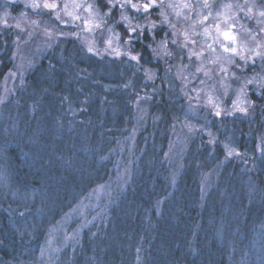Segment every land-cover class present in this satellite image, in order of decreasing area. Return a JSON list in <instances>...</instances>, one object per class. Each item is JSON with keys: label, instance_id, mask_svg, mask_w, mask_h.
I'll return each instance as SVG.
<instances>
[{"label": "rangeland", "instance_id": "374dc122", "mask_svg": "<svg viewBox=\"0 0 264 264\" xmlns=\"http://www.w3.org/2000/svg\"><path fill=\"white\" fill-rule=\"evenodd\" d=\"M144 1L156 8H145ZM45 3H55L57 7H45ZM133 4L137 7H132ZM85 20L91 23L85 24ZM225 31L236 37L235 42L223 36ZM109 40L111 45L107 43ZM224 46L236 47L238 51L226 52ZM81 54L91 57L90 63L97 65L80 69L74 62L62 60L64 55ZM52 56L60 58L67 80L78 88L83 87L81 94L73 93L75 97L59 96L57 103L62 108H58L61 113L55 122L59 133L64 114L71 122L81 115L82 109L75 99L83 96L85 90L93 93L95 89L97 93L103 89L104 95L114 90L123 100L130 98L132 107V116H125L127 126L122 128L126 134L119 136V156L111 166L109 177L96 183L89 180L86 188L76 190L72 203L64 204L61 203L63 191H50L45 186L40 190L32 186L17 187L12 180V167L4 160L8 158L12 139L22 138L20 104L27 95L24 89L29 90L30 74L40 73L42 61L48 59L51 64ZM5 63L10 67L3 69ZM91 70L97 77L88 79ZM45 75L49 77L48 73ZM81 98L83 102L84 96ZM112 106L107 104L108 113L115 115ZM262 107L264 0H131V3L127 0H0V218H5L7 227L14 232L35 240L29 253L33 259H27L26 264H65L87 230L92 229L94 235L102 232L109 222H117L111 221L112 208L117 207L113 214L114 218H121L118 222L127 221L125 214L137 211V192L146 191L137 184L142 165L146 159L150 163L158 157L157 165L163 162L171 166L166 188L176 186L183 172L192 166L188 170L195 174L199 187L196 204L201 209L203 204L215 202L219 209L214 219L223 222L236 198L246 208L264 204V190H259L254 179L257 170H262L264 177V132L256 130V139L251 138L247 144L250 152L247 148L243 151L240 145L244 135L241 122L253 121L258 112L260 125ZM162 119L164 124L156 130L154 122ZM82 123L85 128L79 137L86 142L89 123ZM41 128L36 131L35 154L53 156L49 145L40 139L45 132ZM47 132L56 135V128L50 127ZM247 132L251 135L254 129ZM8 134L11 137L6 139ZM156 134H165V138L154 145ZM52 140L58 142L56 137ZM140 143L144 148L136 156L135 149ZM220 143L224 153L219 161L213 162ZM146 144H150V151L142 163ZM153 146H158V150L153 151ZM206 149L210 150L208 162L195 157ZM129 151L132 157L126 161L122 153ZM56 157L65 160L61 155ZM71 159L68 162L72 163ZM81 163L78 171L83 169ZM83 174L89 176L87 170ZM226 175L234 181L222 179L219 183V177ZM167 200L163 198L159 205L163 215L165 202L172 204L170 197ZM126 202L131 205L122 211ZM234 210L231 217L241 218L244 209ZM143 219L150 221L149 213ZM250 229L255 248L247 250L245 259H249L250 253L253 264H264V216ZM13 264H18L17 260Z\"/></svg>", "mask_w": 264, "mask_h": 264}, {"label": "trees", "instance_id": "16d2710c", "mask_svg": "<svg viewBox=\"0 0 264 264\" xmlns=\"http://www.w3.org/2000/svg\"><path fill=\"white\" fill-rule=\"evenodd\" d=\"M73 44L74 47L77 46L76 43L71 45L73 46ZM82 54L72 57L64 55L62 60L68 61L70 64L74 62L75 66L80 69L97 65V62L90 63L91 57ZM58 59L52 56L51 64L48 63V59L43 60L39 67L40 73L36 71L30 74L29 90L28 88L24 89L27 90V95L22 97L23 101L21 99L20 104V110L23 113V117L20 119L23 126L22 138L12 139L8 158L4 160L9 167H12V180L17 184V187L26 189L25 186L30 188L32 186L40 190V187L45 186L50 191H63L64 197L61 203L64 204L72 203L76 197V190L86 188L89 180L93 179V183H96L109 177L113 171L111 166L119 156L117 155V152L120 151L119 136L123 137L126 134L122 128L127 126L125 125V116H132V107H130L131 102L127 95L125 96L128 100H123L114 90L106 95H104L103 89L98 90L97 93L95 89H93V93L90 90H85V94L82 93L83 102L81 95L75 99L77 106L82 109L81 115L75 118L77 120L72 121L77 122L78 125H72L71 118L64 114L62 120L59 119L63 125L59 133L57 123H55L57 114L61 113L58 108H62V105L57 103L60 102L59 96L70 94V97H75L73 93L81 94L80 90L83 91V87L78 88V86H74L76 83L67 80L68 75L64 66H60ZM2 61H6V59L3 58ZM2 66L3 69H6L10 67V64L5 63ZM91 72L92 70L89 71L88 79L89 76L97 77L96 73L92 72L96 74L93 75ZM46 73L49 74V77H46ZM124 101H129L128 105L123 104ZM107 104L113 105V109L116 110L115 115L108 113ZM259 113L262 115L263 121L260 125L258 112L253 121L244 119L241 122L244 135L240 139V145L243 147V151H246L251 138L256 139V130L264 132V107L259 110ZM89 118L92 119V122L88 121ZM82 121L88 122L89 128H91H88L89 136L86 142L79 137V133L85 128ZM164 121V119L155 121V129H160ZM252 122H257V124L251 125ZM50 127L56 128V135L47 132ZM39 128H44L45 132L41 133L40 139L45 143L44 145H49L53 156L43 152L39 156L35 154L34 140ZM249 128L254 129V133L251 135L247 132L250 130ZM9 137L11 135L8 134L6 139ZM54 137L58 139V142H53L52 138ZM60 138L62 140H59ZM164 138L165 134L159 136L156 134L153 144L156 145ZM29 141L32 143H28ZM157 147L153 146V151H157ZM143 148L144 144L140 143L136 147L134 155L137 156ZM149 148L150 144H146L142 153V163L148 157ZM215 150L213 162L221 159L224 147L220 143V146ZM90 151H92L91 154H89ZM250 151L251 149H248V152ZM208 153L210 150L206 149L200 151L197 156L191 155L208 162ZM57 155L65 157V160L57 159ZM131 157L130 151L122 153V158L126 161ZM69 159L72 163L68 162ZM158 159L157 157L150 163L146 159L144 167L142 165L143 171L137 179V184L145 188L146 191L137 192L136 205L139 206L137 211L125 214L127 221L118 222L121 218H116V216L114 218L113 214L117 211V207L112 208L111 221L116 219L117 222H109L102 232H97L94 235H92V229L87 230L82 241L75 246L71 257L65 259V264H253L254 261L250 253L248 254L249 259H245L247 250L255 248L252 247L250 228L263 218L264 204H252L246 208L244 204L241 205L239 198L235 197V204L231 207L232 211L230 212L243 208L244 212L240 214L242 217L234 219L230 213L227 214L228 216L223 222H219L214 219L218 214L219 205L215 202L214 204H203L200 209L198 203L195 202V197L199 195V187L195 174L188 170L192 166L183 172L176 186L166 188L171 166L163 162L157 165L160 162ZM81 161L83 162L81 163ZM80 163L81 167L88 171V177L84 176L83 169L78 171ZM195 163L198 167V163ZM151 167H154V170L150 169ZM148 169L150 170L147 173ZM254 173L257 174L254 176L257 186L259 190L263 191L264 177L261 175L263 171L257 170ZM223 177H219V183L222 179L230 180V183L234 181L233 178H227V175ZM168 197L172 199V204L167 202L169 201ZM163 198H166L165 204L167 203L168 207L173 205L171 209L164 206V215L159 210ZM130 200L135 202L131 196ZM130 205L129 202H126L124 208L121 207L122 211L129 209ZM214 207H216V211L213 210ZM34 209L35 207L30 211ZM148 213L150 221H145L144 214L148 215ZM171 218L177 219L173 221ZM43 221L47 222L46 219ZM130 222L133 226L130 225ZM7 225L5 218H0V264H13L16 260L18 264H26L27 259H33L32 254L29 253L35 240L31 241L27 235L25 237L14 232ZM139 235L141 239H138Z\"/></svg>", "mask_w": 264, "mask_h": 264}, {"label": "snow or ice", "instance_id": "6c2138e0", "mask_svg": "<svg viewBox=\"0 0 264 264\" xmlns=\"http://www.w3.org/2000/svg\"><path fill=\"white\" fill-rule=\"evenodd\" d=\"M127 2H128V3H131V0H127ZM32 6H33V7H37L38 5L33 4ZM44 6H45V7H49V8H55V7H57V5H56L55 3H45ZM121 6H123V5H121ZM66 7H67V5H65V8H66ZM89 7H91V6H89ZM132 7H137V5H136V4H133ZM144 7H145V8H148V7H150V4H145ZM69 14L71 15V13H69ZM76 18L78 19L79 17H76ZM5 23H6V21H5ZM90 23H91L90 21L85 20V24H90ZM97 26H99V25H97ZM133 31H135V29H133ZM222 34H223V36H224L227 40H230V41L235 42L236 37H235L231 32L225 31V32H223ZM107 43H108L109 45H111V40H109ZM193 43H194V42H193ZM224 47H225V51H226V52H233V53H236V52L238 51V49H237L236 47H231V48H229V47H227V46H224ZM88 50H89V51H93V48H92V47H89ZM117 54H119V52H117ZM242 110H244V109H242ZM219 114H220V113L217 112V115H219ZM230 154H231V153H230Z\"/></svg>", "mask_w": 264, "mask_h": 264}, {"label": "flooded vegetation", "instance_id": "af4514ba", "mask_svg": "<svg viewBox=\"0 0 264 264\" xmlns=\"http://www.w3.org/2000/svg\"><path fill=\"white\" fill-rule=\"evenodd\" d=\"M144 4H148L147 1H144ZM156 8V6L154 4H152L150 7H148L147 9L149 10H154Z\"/></svg>", "mask_w": 264, "mask_h": 264}]
</instances>
